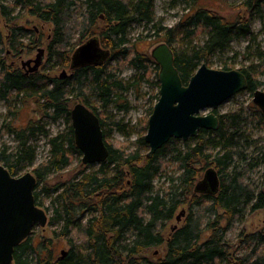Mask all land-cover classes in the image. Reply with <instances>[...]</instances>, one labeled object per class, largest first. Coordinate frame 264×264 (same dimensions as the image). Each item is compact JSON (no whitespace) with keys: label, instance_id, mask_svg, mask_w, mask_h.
<instances>
[{"label":"trees","instance_id":"trees-1","mask_svg":"<svg viewBox=\"0 0 264 264\" xmlns=\"http://www.w3.org/2000/svg\"><path fill=\"white\" fill-rule=\"evenodd\" d=\"M224 1L235 9L246 8L263 15L264 0ZM17 5L54 26L48 48L52 68L69 66L74 50L94 36L110 54L102 63L73 70L74 78L62 79L38 72L25 75L7 63L2 57L4 48L0 47V100L7 103L14 116L16 101L35 104L41 115L32 118L26 127H11L18 131L20 144L9 153L1 151L0 162L13 176L34 163L36 150L29 141L38 131L47 132L42 118L55 121L63 117L69 128L66 134L59 132L50 138V157L35 166L33 172L37 176L38 205L45 206L42 194L51 187L56 193L51 200L52 220L59 219L62 223L53 229V235L55 239H66L70 248L66 255L55 258L42 245L38 257L33 258L31 253L36 247L28 237L15 248V264H264V227L252 237L254 247L237 256L231 254L228 237L232 221L247 210L264 208L263 187L253 177L264 168V155L249 158L239 153L242 160L234 164L235 149L245 139L248 114L242 110L220 114L218 130L203 129L195 137V143L186 142L183 147L175 146L178 139L172 138L151 156L147 155L149 148L145 141L147 120L135 126L104 115L113 101L123 109L130 108L117 90H128L132 83L117 77L119 65L111 64L112 58H129L131 65L141 71L139 79H147L154 64L157 71L154 83L160 89L159 64L151 54L134 51L129 37L134 23L155 25V34L161 37L158 42L166 41L173 49L176 67L187 83L203 63L210 66L216 54L225 52L234 38L251 32L249 18L238 13L235 21H230L213 9L197 5L196 0L193 11L172 27L157 20L155 0H16L12 6L2 4L1 16L9 22L19 18L13 14ZM10 25L7 44L11 52H20L25 46L22 36L26 28L14 22ZM222 69L234 67L224 61ZM239 70L247 77V90L254 92L260 81L253 64L242 65ZM154 98L159 99V91L151 100ZM80 101L100 117L110 149L107 161L98 168L83 163L82 151L75 143L71 109ZM110 129L135 138L127 144H110ZM216 149L219 150L215 152ZM76 156L82 170L48 186V177L63 171ZM211 158L220 174L219 190L214 194L199 193L195 184L204 176ZM170 163H176L181 172L171 175L168 185L157 186L156 179ZM41 183L45 184L40 187ZM183 208L186 215L182 223L175 230L171 228L166 236L167 224ZM164 244L163 254L146 255Z\"/></svg>","mask_w":264,"mask_h":264},{"label":"rangeland","instance_id":"rangeland-1","mask_svg":"<svg viewBox=\"0 0 264 264\" xmlns=\"http://www.w3.org/2000/svg\"><path fill=\"white\" fill-rule=\"evenodd\" d=\"M16 0H1L3 5L12 6ZM194 0H155V11L157 20L164 26L172 27L175 26L180 20L184 19L190 14L193 9ZM197 5L213 9L220 14L227 17L230 21H235L238 17V13L244 14L246 18H249L251 32L247 35H239L231 41L230 47L222 53L216 54L210 63V67L215 69H222L223 62L228 61L232 64L234 69H239L242 65L253 64L256 72L255 76L260 81L259 88L264 90V7L263 15L260 13L249 12L246 8L241 10L235 9L227 4L224 0H196ZM13 14L18 15L19 18L13 21L1 16L2 23L0 24V47L4 48L2 57L7 59L9 65L14 67L21 66L19 54L17 52L6 53L10 47L7 44V36L9 35L10 23L14 22L20 26L26 28L22 36V40L25 43V50L22 53L21 59H27L28 57L35 56L38 53L39 47H44L46 50L49 48L51 39L53 37L54 26L51 23L43 22L34 16H31L23 5H17L13 10ZM263 16V17H262ZM156 27L153 23H134L129 30V37L131 43L134 44V51L147 52L151 54L152 48L158 44L161 37L157 36ZM204 35H202L203 37ZM161 42V41H160ZM48 51L44 56V61L40 66L38 73L44 74L49 77H59L63 70H67L68 76L72 77V70L69 66H57L52 68L51 63L48 61ZM111 64L119 65V71L117 77L125 81L131 82L132 85L128 90H117L122 93L124 98L129 102V110L123 109L117 104L118 102L113 101L108 108H106L104 115L107 118H113V121H118L122 124L138 125L144 123L149 119V109L154 100L151 97L159 91V87L154 83L157 80V71L155 65L151 64L150 72L147 74V79H139L140 72L138 68H135L129 62V58L120 60L118 58L111 59ZM16 61L17 63H14ZM74 78V76H73ZM254 92L243 90L234 96L230 97L224 103H222L217 113L225 114L238 110H242L243 114H248V122L246 125L245 139L243 145L236 147V156L234 164H240L241 158L239 153L249 158L254 156L264 155V114L262 110L254 103ZM157 100H155L154 104ZM256 107L257 109L253 108ZM14 110L16 115L10 114L7 103L4 100H0V152L6 150L8 153L12 150L17 149L20 144V137H18V131L12 129L26 127L32 118H39L41 115L36 111L35 104L33 103H22L16 101L14 103ZM259 110V111H258ZM212 111L211 108H206L201 111V114H208ZM109 121V120H108ZM42 124H44L47 132L42 133L38 131L35 135L30 137V143L35 146L36 159L33 164L27 165L24 170L20 173L23 174L27 171H32L35 166L39 163L46 161L50 157V138L55 136L59 132L66 134L69 130L66 120L62 117L55 121L42 118ZM108 130L109 126H105ZM110 138L108 142L110 144L124 143L127 144L135 138L127 137L116 129H110ZM186 142L191 144L196 142L195 137L189 138L184 141L178 139L175 144L177 147H183ZM118 145V144H117ZM149 148V147H148ZM219 150L216 149L215 152ZM206 169L209 167L217 168L213 162V158L208 161ZM95 168L99 167V164H89ZM82 170V166L79 162L78 157L74 159L71 165L63 169L60 173H52L48 179V186L56 184L60 179H66L73 174ZM181 170L177 167L176 163H170L162 176L156 179V185H168L169 177L173 174L177 175ZM19 174V175H20ZM202 174V175H203ZM256 181L263 187L264 184V168L261 167L259 171L253 174ZM45 183H41L42 187ZM39 187V190H40ZM45 196V206H43L49 216V221L46 227L36 226L34 227L30 238L36 249L32 250L33 258L38 257L40 248L45 246L52 251L55 258L61 255L62 250H68L66 239H55L53 235V229L60 227L62 221L59 219H53L54 207L52 206L51 200L56 196L52 187L47 193L42 194ZM49 207L47 209L46 207ZM53 222V223H52ZM182 223V222H181ZM179 223V224H181ZM176 224V219L170 221L165 228V235L168 236L171 232V228ZM264 227V208L259 210H247L239 217H237L228 227V237L230 240L231 254L240 255L247 251H250L255 243L252 241V237L258 234V232ZM43 253H47L45 249H41ZM165 251V244L152 248L151 251L147 252V256L160 255ZM207 264H218V263H207Z\"/></svg>","mask_w":264,"mask_h":264},{"label":"water","instance_id":"water-1","mask_svg":"<svg viewBox=\"0 0 264 264\" xmlns=\"http://www.w3.org/2000/svg\"><path fill=\"white\" fill-rule=\"evenodd\" d=\"M2 2L0 0V24ZM102 18L104 17L101 15ZM45 48L40 47L36 58L24 60L23 66L36 71L43 62ZM106 51L97 36L91 37L79 45L71 56L70 69L87 65H97L107 59ZM151 56L159 64V99L148 119L145 141L149 147L148 156L172 138L182 139L198 136L203 129L216 131L220 126V117L214 111L235 94L246 90L248 80L239 69H215L203 63L184 83L175 64V54L166 41L156 44ZM68 75L63 70L60 77ZM254 103L264 114V90L254 91ZM211 108L208 114L201 111ZM71 120L75 143L82 151L84 164H100L107 161L110 149L105 140L104 127L100 117L83 102H77L71 109ZM37 176L27 171L13 176L0 162V264H15V248L32 233L34 227H46L49 216L46 209L38 205L35 197ZM220 174L214 167L206 169L204 176L195 184V191L214 194L219 190ZM264 191V184H263ZM186 215L183 208L176 215L175 230ZM67 250H62L61 256Z\"/></svg>","mask_w":264,"mask_h":264},{"label":"flooded vegetation","instance_id":"flooded-vegetation-1","mask_svg":"<svg viewBox=\"0 0 264 264\" xmlns=\"http://www.w3.org/2000/svg\"><path fill=\"white\" fill-rule=\"evenodd\" d=\"M40 48V47H39ZM39 48H38V50H39ZM25 50V47H23L21 50H20V52H17V54H19V56H18V58H20V62H21V66H19V67H16L17 69H19V70H21L25 75H30V74H33V73H35V72H37L38 70H36V71H29V68L31 67V66H33L34 65V61H32V63H31V66H27L26 68L23 66V64H22V62L25 60H33L34 58H36V56H37V54L35 55V56H32V57H28L27 59H21L22 58V53H23V51ZM37 50V51H38ZM46 51H48V49L46 50V48H45V54H46ZM6 53L7 54H10L11 53V50L9 49V51L8 50H6ZM45 54H44V56H45ZM43 61H44V58H43ZM14 63H17L16 61H14ZM43 63V62H42ZM42 65V64H41ZM40 65V66H41ZM14 66V65H13ZM40 68V67H39ZM73 71V70H72ZM68 76V75H67ZM67 76L66 77H64V78H67ZM59 78H61L60 76H59ZM63 79V78H62ZM247 90V89H246ZM219 115V114H218Z\"/></svg>","mask_w":264,"mask_h":264}]
</instances>
